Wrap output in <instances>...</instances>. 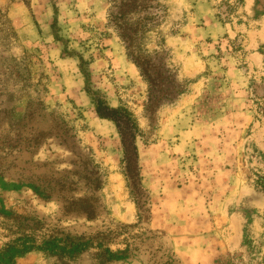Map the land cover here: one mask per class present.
Here are the masks:
<instances>
[{"label":"rangeland","instance_id":"rangeland-1","mask_svg":"<svg viewBox=\"0 0 264 264\" xmlns=\"http://www.w3.org/2000/svg\"><path fill=\"white\" fill-rule=\"evenodd\" d=\"M162 2L166 20L143 46L164 52L186 90L149 111L148 83L108 24L109 0H0V264H104L95 248L67 257L14 244L98 231L112 249L132 244L107 264H264V0ZM80 55L93 88L144 131L150 224L137 217L118 131L98 116ZM74 132L76 147L61 141ZM95 163L104 183L99 215L87 219L63 196L88 194Z\"/></svg>","mask_w":264,"mask_h":264},{"label":"trees","instance_id":"trees-1","mask_svg":"<svg viewBox=\"0 0 264 264\" xmlns=\"http://www.w3.org/2000/svg\"><path fill=\"white\" fill-rule=\"evenodd\" d=\"M110 8L108 13V24L112 25L123 41L128 56L140 69L145 81L148 83V101L147 109L153 111L156 107H163L170 104L177 96L182 95L186 90V84L180 80V74L173 72L166 61V55L159 49L149 50L143 46V41L148 33L156 31L166 20L168 8L162 0H109ZM243 3L244 0H239ZM229 9L233 10L235 6L227 3ZM216 15L221 21L226 23L231 18L225 15V12L218 11ZM58 19L55 17L54 27L57 26ZM182 23L177 22L173 25L171 32L177 34L180 31ZM57 39L63 40L60 35ZM70 52L69 49H65ZM89 61L80 55V70L85 76V90L90 96L95 110L100 118L112 121L118 131L122 159L121 168L127 181V186L133 196V201L137 208V217L139 221L151 223L152 221V194L150 189L144 184L142 165L140 162V150L138 138L144 135L138 120L132 110L127 106H113L106 97L92 86L90 78L91 72L88 69ZM79 135L74 132L69 136L62 135L61 141L72 143L76 147ZM145 136V135H144ZM69 141V142H68ZM100 172V165H94L93 169L88 171V194L85 197L77 199L65 198L67 212L77 215H84L87 219H95L98 214L99 197L97 192L103 187ZM65 183L62 184V187ZM113 232V230H109ZM30 237V236H29ZM50 237V238H49ZM44 238L45 244L42 245L39 240L31 237L30 245L15 242L24 250L38 249L46 253H60L63 256L74 257L80 255L88 248L97 249V256L100 261L107 264L112 261L130 257L133 249L132 244L126 242V247L117 250L112 249L113 238L107 237L104 231H98L93 236L71 235L65 238H59L58 235H49ZM81 240V241H76ZM106 242H109L107 245ZM135 249V248H134Z\"/></svg>","mask_w":264,"mask_h":264}]
</instances>
